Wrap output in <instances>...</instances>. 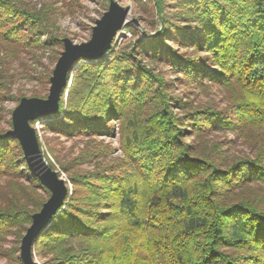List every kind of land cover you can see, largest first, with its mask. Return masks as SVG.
<instances>
[{"label": "trees", "instance_id": "trees-1", "mask_svg": "<svg viewBox=\"0 0 264 264\" xmlns=\"http://www.w3.org/2000/svg\"><path fill=\"white\" fill-rule=\"evenodd\" d=\"M174 4L170 16L156 0L163 29L153 37L123 54L79 59L59 111L31 122L89 136H115L119 124L123 151L104 164L88 155L93 170L69 173L73 190L36 238L33 252L45 264H264V141L253 157L233 161L200 145L210 131L264 129V0ZM53 14L0 0V65L14 45L50 49L57 60L64 44ZM138 55L167 62L184 83L233 89L227 111L189 107ZM8 91L0 69V96ZM6 133L0 129V182L9 180L0 190V244L13 236L15 245H0V256L23 264L19 244L50 191Z\"/></svg>", "mask_w": 264, "mask_h": 264}, {"label": "rangeland", "instance_id": "rangeland-1", "mask_svg": "<svg viewBox=\"0 0 264 264\" xmlns=\"http://www.w3.org/2000/svg\"><path fill=\"white\" fill-rule=\"evenodd\" d=\"M22 1L30 7L50 6L54 11L52 17L53 30L63 38L67 37L75 43H82L90 40L96 20L108 10L111 0ZM116 1L123 7H129L130 11L124 27L113 42L111 52L123 54L133 44H137L138 41L145 38H151L163 29L157 15L156 0ZM174 3L175 0H165L166 13L170 16L177 10ZM172 45L179 48L181 52L193 53L192 49L178 47L175 42H172ZM6 51L8 55L3 59L0 69L2 72L8 73L10 91L4 92L2 97L0 96V129L8 131L12 127L9 123L12 111L20 102L12 99L11 95L47 98L50 78L58 59L54 60L53 52L47 48L27 49L23 46L14 45L11 49L7 47ZM137 59L141 60L147 68H151L160 74L169 83V92L181 98L189 107H209L215 111H227L235 92L233 89L214 83H184L177 78L167 62L155 63L143 55H138ZM174 111L177 114L182 113L179 109H174ZM32 126L37 130L43 153L54 164V170L66 180L70 192L73 190V184L69 179V173L72 171L86 172L94 169L93 163L85 162L86 158L84 157L94 155L96 162L104 164L112 161L115 157L123 156L119 124H116L117 134L115 136L67 135L50 129L43 121H38ZM189 139L191 138H188L187 141H190ZM263 141L264 129L253 130L251 133L224 130L206 133L200 145L201 149L206 148L215 158L233 161L240 157H253ZM63 166L70 170L67 172ZM8 182V179H3L0 182V190H5ZM13 243V236H7L0 245L3 249H9L15 245ZM34 257L40 264H45L44 259L36 253H34ZM0 264H16V262H12L5 256H0Z\"/></svg>", "mask_w": 264, "mask_h": 264}, {"label": "water", "instance_id": "water-1", "mask_svg": "<svg viewBox=\"0 0 264 264\" xmlns=\"http://www.w3.org/2000/svg\"><path fill=\"white\" fill-rule=\"evenodd\" d=\"M129 11V7L111 0L108 10L96 20L90 40L75 43L70 38H63V50L53 69L47 98L23 97L12 111V127L6 134L20 142L30 172L50 191V196L41 209L32 215V223L21 239L20 258L23 264H40L33 252L36 238L64 206L70 191L66 180L46 161L37 130L31 122L59 111L63 91L70 84L68 75L75 63L81 58L98 59L110 51L116 36L126 23Z\"/></svg>", "mask_w": 264, "mask_h": 264}]
</instances>
